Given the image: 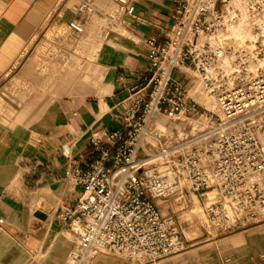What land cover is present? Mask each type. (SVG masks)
I'll list each match as a JSON object with an SVG mask.
<instances>
[{
	"label": "built area",
	"instance_id": "built-area-1",
	"mask_svg": "<svg viewBox=\"0 0 264 264\" xmlns=\"http://www.w3.org/2000/svg\"><path fill=\"white\" fill-rule=\"evenodd\" d=\"M112 1L133 14L131 0ZM168 1L169 34L163 43L143 41L145 84L124 101L123 130L105 141L91 137L100 157L86 170L73 163L66 170V181L81 189L59 215L76 238L69 264H95L102 256L148 264L182 251L176 220L155 201L184 193H213L202 214L224 234L264 216V0ZM90 11H75L72 32H83ZM182 69L216 99L222 119L212 141L175 159L155 123L199 111L189 80L175 76Z\"/></svg>",
	"mask_w": 264,
	"mask_h": 264
},
{
	"label": "crops",
	"instance_id": "crops-1",
	"mask_svg": "<svg viewBox=\"0 0 264 264\" xmlns=\"http://www.w3.org/2000/svg\"><path fill=\"white\" fill-rule=\"evenodd\" d=\"M111 2L0 0V72L22 64L17 80L30 79L31 91H55L47 101L37 102L33 96L32 121L6 125L0 119V264H66L69 241L55 235L49 216L40 221L34 213L49 215L55 200L54 212L77 202L81 189L66 181L68 165L86 170L100 157L90 138L105 141L109 133L123 130L124 101L145 84L148 62L143 49L148 51L143 41L156 38L163 43L169 34L173 5L168 0H131L130 16L112 2L120 11L110 18ZM84 6L91 11L86 12L83 32L77 34L69 23ZM103 19L109 21L107 27L100 23ZM62 30L67 33L57 37ZM52 42L63 47L62 56L54 55ZM72 43L96 49L92 74L53 70V64L84 63L91 55L84 51L83 58L73 61ZM88 78L93 80L90 85ZM163 205L172 206L168 201ZM181 233L185 249L148 264H264V216L229 234L213 225ZM43 235H54L55 247L39 260L36 253ZM95 264L130 263L102 256Z\"/></svg>",
	"mask_w": 264,
	"mask_h": 264
},
{
	"label": "rangeland",
	"instance_id": "rangeland-1",
	"mask_svg": "<svg viewBox=\"0 0 264 264\" xmlns=\"http://www.w3.org/2000/svg\"><path fill=\"white\" fill-rule=\"evenodd\" d=\"M113 2V1H112ZM111 2V3H112ZM110 14V18L118 15L120 9L117 8L116 4L112 3L109 6L108 10ZM122 22H125L124 17L121 18ZM101 24L104 27H107L109 21L107 19H103ZM236 32H240L236 30ZM64 30L56 32L55 35L62 36L66 34ZM53 38H51L52 40ZM52 47L54 46L53 51L54 55L62 56L63 55V47L60 45L55 44L54 42L50 43ZM93 45V44H92ZM91 46V45H90ZM87 43L79 44V43H72L70 55L73 57V61H77L76 58H83L84 51H91L87 56V60L84 63H68V64H53L51 65L53 70L66 72L69 70L76 71L77 73L89 72L92 74L93 62L94 58L92 54L96 52V49L90 47ZM88 47V48H87ZM144 53L143 56L145 57L147 52L146 49H143ZM68 52V51H67ZM22 67V64L15 65L14 68H9L7 71L0 72V119L6 125H12L14 122H30L32 121V116L34 112L32 111V104H33V96H35L36 101L38 102L39 99L42 102V99L46 101L49 98H53L55 91H31V80L30 79H23L17 80L15 77L18 75ZM27 71L30 75L31 67ZM46 66L41 68V71L45 72ZM88 73V74H89ZM77 74V75H79ZM192 72L190 69H182L181 71H177L175 76L180 78L184 81L189 80V92L192 98L196 101L199 105V111L197 113L189 114L186 119H182L179 121L170 120L164 116H159L156 120V126L159 131H162L165 135L163 143L168 146L172 147L173 151H175L174 157L175 159L180 158L184 154L194 151L202 146L206 145L209 141H212L217 135V124L220 119H222V113L219 110L218 104L216 99L213 96H208L206 92L202 89V86L192 77ZM93 82L90 78H88L87 83L90 85ZM78 91H57V93L65 94L74 93ZM80 92V91H79ZM87 92L91 94L92 91H81ZM36 102V103H37ZM147 142L151 146H155V141L152 139H148ZM65 183V181H64ZM184 184V182H181ZM73 189H78L77 186L73 187ZM68 190V189H67ZM209 193L206 192L203 195H194L193 193H184L181 195L185 198V200H180L179 197H173L167 200H156L155 204L159 209L160 213L165 216H173L176 220V223L181 231V229H185L191 232H199L203 230V227L209 225L202 214L204 206L206 204V198H212L213 193L208 195ZM44 195V193H43ZM195 196V197H194ZM171 202V207H166L163 204L165 202ZM56 205L57 201L53 202ZM54 205L52 212L48 215H44L43 219L46 221L49 217L51 218V227L55 230L56 233H59L61 236L66 237V239L70 243V247L66 251V264L68 262V255L71 248H74L75 239L71 235L68 227L62 223L60 219V212H54ZM41 213L36 211L34 213V218L37 220L39 219L37 214ZM43 214V213H41ZM180 216L179 223L177 222V216ZM49 216V217H48ZM41 225V223H39ZM55 225H60L56 227ZM34 228L36 225H33ZM46 229V228H45ZM53 236L44 238V235L39 239V251L36 253L37 258L40 260L43 255H47L48 249H52L55 247L52 244ZM50 246V247H49ZM45 255V256H46Z\"/></svg>",
	"mask_w": 264,
	"mask_h": 264
},
{
	"label": "water",
	"instance_id": "water-1",
	"mask_svg": "<svg viewBox=\"0 0 264 264\" xmlns=\"http://www.w3.org/2000/svg\"><path fill=\"white\" fill-rule=\"evenodd\" d=\"M37 216L39 219H43V217H44L43 214H41V213H38Z\"/></svg>",
	"mask_w": 264,
	"mask_h": 264
},
{
	"label": "bare ground",
	"instance_id": "bare-ground-1",
	"mask_svg": "<svg viewBox=\"0 0 264 264\" xmlns=\"http://www.w3.org/2000/svg\"><path fill=\"white\" fill-rule=\"evenodd\" d=\"M210 196V194H208Z\"/></svg>",
	"mask_w": 264,
	"mask_h": 264
}]
</instances>
